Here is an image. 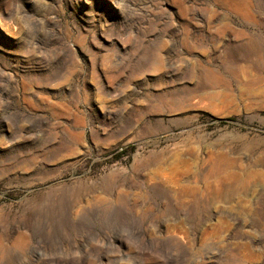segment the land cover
I'll list each match as a JSON object with an SVG mask.
<instances>
[{
	"label": "rangeland",
	"instance_id": "1",
	"mask_svg": "<svg viewBox=\"0 0 264 264\" xmlns=\"http://www.w3.org/2000/svg\"><path fill=\"white\" fill-rule=\"evenodd\" d=\"M0 264H264V0H0Z\"/></svg>",
	"mask_w": 264,
	"mask_h": 264
}]
</instances>
